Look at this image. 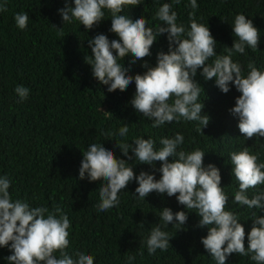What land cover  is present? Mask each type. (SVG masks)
<instances>
[{
    "label": "trees",
    "instance_id": "obj_1",
    "mask_svg": "<svg viewBox=\"0 0 264 264\" xmlns=\"http://www.w3.org/2000/svg\"><path fill=\"white\" fill-rule=\"evenodd\" d=\"M68 2L74 7V0ZM163 3H172V0H141V5L127 6L121 14L132 19L143 16L149 20L148 27L155 30L160 24L164 26L155 19ZM188 3L189 0H181L179 5L173 3V10L178 13L177 23L186 28L190 23L189 13L193 11ZM197 4V22L209 25L218 43V55H226L233 44L231 25L235 15L244 14L251 19L260 30L258 50L246 48L247 55L235 54L232 59L242 65L245 76L251 61L264 71V0H197ZM64 6L65 0H7L8 11L0 13V176L6 175L11 181L9 191L13 200L26 201L32 207L44 206L50 211L60 207L71 221L69 253L91 254L94 264H127V257L131 255L136 257L131 264H216L201 243L208 229L195 227L200 217L194 212L189 213L184 231L178 232L171 224L162 229L174 237L168 251L158 249L155 255H148L144 242L151 229L162 224L159 219L162 209L187 211L175 196L152 192L141 200L132 194L138 187L133 181L119 193L118 208L99 212L96 205L101 181L79 179L82 153L93 143L103 144L117 158L127 159L115 142L152 138L159 148L162 137L182 133L183 150H203L204 164L213 163L220 169L222 186L230 197L229 210L238 215L245 227L247 247L252 221L246 219L251 210L231 204L238 182L231 175L229 153L247 146L252 153L259 152L260 161L264 162V137L246 141L241 136L238 117L229 112L240 93L233 85L228 93L221 92L214 79L205 81L200 75L202 69H198L195 79L201 86L199 100L204 104L201 115L210 117L204 134L196 131V121L181 120L153 128L152 121L137 113L129 103L135 94L134 82L124 92L117 89L109 93L108 86L99 85L91 65L85 62V56L92 54L88 39L97 34H105L109 40L118 39L109 31L110 14L105 11V20L88 31L79 21L63 24L58 9ZM21 12L29 15L25 30H19L14 19ZM166 37L167 34L158 37L151 47L152 55L144 58L151 66L156 65L158 52L168 51ZM130 59L129 55L124 61L118 60L129 68L128 74L134 76L146 71L141 67L144 61L129 65ZM19 85L29 89L28 99L22 103L17 102L20 98L15 93ZM124 123L128 124L129 133L121 138L118 130ZM129 163L137 175L141 171L152 172L150 166L140 165L138 161ZM156 167H160V162ZM159 178L157 171L156 179ZM258 190L264 191V185ZM253 194L249 192L250 198ZM255 211L264 216V211ZM141 222L143 226L139 225ZM141 250L143 256L139 255ZM8 255H11L8 248H0V264H8L4 259ZM226 264L255 262L233 253Z\"/></svg>",
    "mask_w": 264,
    "mask_h": 264
},
{
    "label": "clouds",
    "instance_id": "obj_2",
    "mask_svg": "<svg viewBox=\"0 0 264 264\" xmlns=\"http://www.w3.org/2000/svg\"><path fill=\"white\" fill-rule=\"evenodd\" d=\"M173 3L179 5L181 0H172V3H163L159 7L155 19L164 26L160 24L155 30L148 27L149 20L143 16L132 19L121 14L127 6L141 5V0H74V7L65 0V6L58 9V13L63 24L79 21L88 31L105 20V11L110 14L109 31L118 39L109 40L105 34L88 39L92 54L87 55L90 60L85 56V62L91 65L92 75L99 85L108 86L109 93L117 89L124 92L134 82L135 94L129 103L137 113L152 121L153 128L180 123L181 120L196 121V131L203 133L210 117L201 115L204 104L199 100L201 86L195 77L197 70L202 69L200 75L205 81L214 79L221 92L228 93L233 85L240 93L229 112L238 117L237 126L246 141L260 140L264 137V71L251 61L245 76L242 65L232 59L235 54L247 55L246 48L258 50L260 30L244 14L235 15L231 25L235 37L233 44L228 47L226 55H218V43L209 25L197 22V0H189L187 5L193 10L189 13L188 28L177 23L178 13L173 10ZM7 11V0H3L0 13ZM14 19L19 30L27 28V12L17 13ZM164 34H167L168 51L158 52L156 65L151 66L144 58L152 55V45ZM129 55V65L144 61L141 67L146 71L143 74L130 75L129 68L118 62ZM15 93L20 98L17 102L22 103L28 99L29 89L19 85ZM128 133V124L124 123L118 135L126 138ZM184 142L182 133L171 138L162 137L159 148L152 138L139 137L131 143L115 142L127 159L117 158L113 150L93 143L82 153L79 179L101 181L96 205L99 212L118 208L121 202L119 193L133 181L138 187L132 194L141 200L152 192L176 197L178 204L187 211L173 212L170 207L162 209L159 216L162 224L153 227L144 242L150 256L158 249L168 251L171 245L170 240L174 237L162 229L171 224L178 232L184 231L189 213L194 212L200 217L195 227L208 229L207 235L201 237V243L216 264H226L233 253L249 257L255 264H264V216L255 211H264V191L258 190L264 185V162L260 161L259 152L252 153L246 146L229 153L231 175L238 182L231 204L251 210L246 220L251 219L252 226L245 247V227L238 215L229 210L230 197L222 186L220 169L213 163L204 164L206 153L203 150H183ZM169 157L173 158L171 162ZM133 160L150 166L152 172L141 171L137 175L129 166V161ZM157 162H160L159 168ZM157 171L159 179H156ZM10 187L9 178L0 176V248H8L11 252L4 257L8 264H94L95 258L91 254L77 251L73 256L69 253L71 221L60 207L50 211L44 206L32 207L26 201L13 200ZM250 191L254 192L251 198ZM139 255L143 256L144 252L141 250ZM135 259L134 255L128 256L127 264Z\"/></svg>",
    "mask_w": 264,
    "mask_h": 264
}]
</instances>
